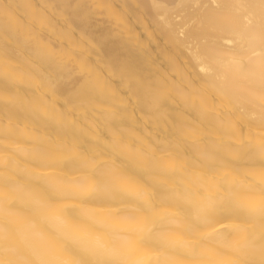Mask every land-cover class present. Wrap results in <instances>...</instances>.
I'll return each mask as SVG.
<instances>
[{"label": "bare ground", "instance_id": "obj_1", "mask_svg": "<svg viewBox=\"0 0 264 264\" xmlns=\"http://www.w3.org/2000/svg\"><path fill=\"white\" fill-rule=\"evenodd\" d=\"M262 98L264 0H0V264H264Z\"/></svg>", "mask_w": 264, "mask_h": 264}, {"label": "clouds", "instance_id": "obj_2", "mask_svg": "<svg viewBox=\"0 0 264 264\" xmlns=\"http://www.w3.org/2000/svg\"><path fill=\"white\" fill-rule=\"evenodd\" d=\"M261 111L264 112V98L261 99ZM236 163L239 165L240 170H238L233 177L234 185L236 187H240L242 185L258 186L261 189V192L264 193V170L260 171L258 174L244 171L243 169L248 163L244 157H241L238 161H236ZM63 195L67 199H78L85 196L86 193L69 189ZM261 200L264 202V195H262ZM182 234V225H171L166 231H162L154 236L138 238L135 234H132L131 239L136 245L137 250L155 249L157 246H162V248L175 249L178 251L177 242ZM21 244L28 245L33 248H55L56 250L66 251L67 246H70L71 241L55 232L51 235L35 233L31 236L23 237L21 239ZM28 264H35V262L29 261ZM70 264H91V262L85 259H80L72 261ZM173 264H183V262L176 260Z\"/></svg>", "mask_w": 264, "mask_h": 264}]
</instances>
